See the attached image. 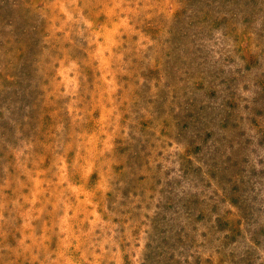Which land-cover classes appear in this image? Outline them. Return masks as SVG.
<instances>
[{
    "label": "rangeland",
    "instance_id": "obj_1",
    "mask_svg": "<svg viewBox=\"0 0 264 264\" xmlns=\"http://www.w3.org/2000/svg\"><path fill=\"white\" fill-rule=\"evenodd\" d=\"M0 264H264V0H0Z\"/></svg>",
    "mask_w": 264,
    "mask_h": 264
}]
</instances>
